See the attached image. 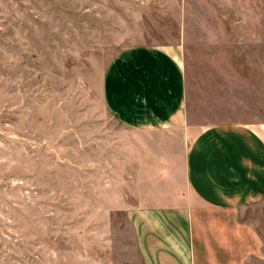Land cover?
<instances>
[{
	"label": "crops",
	"instance_id": "1",
	"mask_svg": "<svg viewBox=\"0 0 264 264\" xmlns=\"http://www.w3.org/2000/svg\"><path fill=\"white\" fill-rule=\"evenodd\" d=\"M248 1L206 0L205 10H260L237 22L247 60L241 82L224 88L242 91L241 119H206L216 99L192 89L183 33L110 62L103 101L127 137L116 140L111 171L99 173L102 186L27 195L46 221L30 220L34 237L47 238L35 241L39 264H247L248 251L261 256L260 232L236 216L264 199V0Z\"/></svg>",
	"mask_w": 264,
	"mask_h": 264
},
{
	"label": "rangeland",
	"instance_id": "2",
	"mask_svg": "<svg viewBox=\"0 0 264 264\" xmlns=\"http://www.w3.org/2000/svg\"><path fill=\"white\" fill-rule=\"evenodd\" d=\"M206 9V0H0V264L40 263L35 241L47 238L34 237L30 220L46 221L44 210L28 208V194L106 183L98 175L111 171L116 140L127 135L105 109L104 71L130 47L183 33L192 89L216 99L206 119L244 117L242 91L224 88L241 82L247 60L237 22L260 10ZM211 35L222 42L209 44ZM236 216L264 241V199ZM248 254L247 264H264V242L261 256Z\"/></svg>",
	"mask_w": 264,
	"mask_h": 264
}]
</instances>
